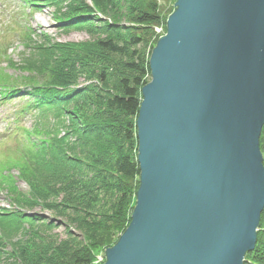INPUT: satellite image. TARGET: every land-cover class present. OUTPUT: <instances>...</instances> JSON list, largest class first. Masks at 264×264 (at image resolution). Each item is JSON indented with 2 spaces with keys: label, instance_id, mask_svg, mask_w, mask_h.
I'll return each mask as SVG.
<instances>
[{
  "label": "water",
  "instance_id": "obj_1",
  "mask_svg": "<svg viewBox=\"0 0 264 264\" xmlns=\"http://www.w3.org/2000/svg\"><path fill=\"white\" fill-rule=\"evenodd\" d=\"M148 67L136 201L102 264H244L264 210V0H175Z\"/></svg>",
  "mask_w": 264,
  "mask_h": 264
},
{
  "label": "trees",
  "instance_id": "obj_2",
  "mask_svg": "<svg viewBox=\"0 0 264 264\" xmlns=\"http://www.w3.org/2000/svg\"><path fill=\"white\" fill-rule=\"evenodd\" d=\"M51 1L60 6L55 17L63 31H84L92 40L62 44L28 30L17 35L27 49L35 37L42 46L22 58L24 78L0 85L1 104L20 102L9 123L25 135L8 134L17 148L10 161L22 158L28 186L27 197L10 192L15 210L0 213V264H94L126 229L136 201L140 91L150 80L154 30L165 31L171 12L164 15L157 0ZM113 80L119 92L102 93L98 86ZM259 147L264 166V126ZM39 206L48 218L26 216ZM244 264H264V210Z\"/></svg>",
  "mask_w": 264,
  "mask_h": 264
},
{
  "label": "rangeland",
  "instance_id": "obj_3",
  "mask_svg": "<svg viewBox=\"0 0 264 264\" xmlns=\"http://www.w3.org/2000/svg\"><path fill=\"white\" fill-rule=\"evenodd\" d=\"M84 1L89 2V0ZM53 2L51 0H0V43L2 44V48H4V45L6 46L5 49H0V85H8L15 78H24L27 75L24 73L26 62H22V58L25 56L27 59H31L33 57L32 52L34 51L32 47L42 46L36 37L29 43V49L25 48L28 44H24V46L20 45L17 35L23 30L47 35V38L49 37L53 42L62 44L84 43L92 40L84 31L72 29L63 31L61 29L63 25L57 23L55 17L56 10L60 6L55 8L52 5L54 4ZM156 2L161 8V12L164 15H168L172 10L175 0H157ZM33 3L35 6H32ZM116 11L120 20L124 21V18L126 19L124 11H120L119 8ZM80 82L82 83L83 79ZM90 83L98 86L94 81ZM114 84L116 83L113 80V82L108 83L106 86L98 87L99 89L103 88L102 93H107L104 87H108L110 93L114 94L117 91L119 92ZM19 103L17 99L12 100L10 103H0V213H5L6 210H15L16 208L9 201L10 192L16 191V195L21 194L25 196L28 192V186L23 180V171L20 169L22 158L19 159L17 164L18 158L10 161L17 148L12 143L11 137L8 134H16L17 136L25 135L21 130H14L15 126L9 123L14 110L16 108L18 109ZM29 119L25 118L22 120L23 127L26 129L30 127ZM22 163L24 166L27 164L25 161ZM25 214L41 215L44 218L49 217L46 210L40 206L35 208L32 213L26 212ZM0 226L3 225L0 223ZM59 232L63 234V229H59ZM8 241L11 244L14 240L11 239ZM99 254L97 255L99 256Z\"/></svg>",
  "mask_w": 264,
  "mask_h": 264
},
{
  "label": "built area",
  "instance_id": "obj_4",
  "mask_svg": "<svg viewBox=\"0 0 264 264\" xmlns=\"http://www.w3.org/2000/svg\"><path fill=\"white\" fill-rule=\"evenodd\" d=\"M154 31L158 36H162L165 33L162 27L155 28ZM103 262H104V257L103 254H101L96 257L94 264H102Z\"/></svg>",
  "mask_w": 264,
  "mask_h": 264
}]
</instances>
